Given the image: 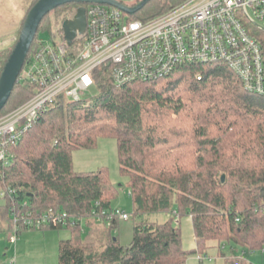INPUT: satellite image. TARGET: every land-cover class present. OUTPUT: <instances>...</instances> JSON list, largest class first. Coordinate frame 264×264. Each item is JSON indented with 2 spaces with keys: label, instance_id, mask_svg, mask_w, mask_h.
I'll return each mask as SVG.
<instances>
[{
  "label": "trees",
  "instance_id": "obj_1",
  "mask_svg": "<svg viewBox=\"0 0 264 264\" xmlns=\"http://www.w3.org/2000/svg\"><path fill=\"white\" fill-rule=\"evenodd\" d=\"M184 1L151 0L131 19L146 22ZM87 5L69 3L47 14L27 61L43 41L40 33L54 28L61 35L62 23ZM256 36L264 62V32ZM14 44L0 51V74ZM77 48L76 43L67 48L69 55ZM90 92L94 98L89 102L56 100L11 147L9 165L0 167V192L11 188L16 193L12 200L0 198L5 203L0 205V232L6 220L11 227L12 207L33 214L52 209L75 216L74 224L21 228L17 235L68 229L69 238L58 244V264H185L189 256L212 248L221 253L223 264H254L234 251L264 252V94L245 91L221 63L188 65L160 80L120 88L103 72ZM32 96L31 85L20 75L0 116ZM102 138L116 143L119 173L127 179L132 200L135 222L127 247L110 236L118 220L94 218L112 210L116 194L106 169L73 168V152L92 150ZM154 213L171 218L162 224L143 219ZM174 213L191 219V251L182 249ZM82 222L89 230L84 239ZM226 245L231 246L228 253L223 252Z\"/></svg>",
  "mask_w": 264,
  "mask_h": 264
},
{
  "label": "built area",
  "instance_id": "obj_2",
  "mask_svg": "<svg viewBox=\"0 0 264 264\" xmlns=\"http://www.w3.org/2000/svg\"><path fill=\"white\" fill-rule=\"evenodd\" d=\"M86 30L68 46L42 41L21 71L33 96L0 116V167L9 165V151L56 100L77 102L88 94L96 79L109 72L115 87L131 82H152L180 67L221 63L240 79L245 91L264 94V62L256 31L264 32V0H185L170 11L146 22L107 5L85 7ZM83 38V40L81 39ZM76 43L77 53L67 48ZM25 62V64H26ZM98 70H102L98 72ZM200 79V77H197ZM15 190L0 192L13 199ZM11 228H41L74 224L75 216L49 209L33 214L12 207ZM174 224L179 217L174 213ZM100 222L126 221L118 209L94 214ZM79 219V218H78ZM16 236L10 238L15 243ZM10 264H15L11 260Z\"/></svg>",
  "mask_w": 264,
  "mask_h": 264
},
{
  "label": "rangeland",
  "instance_id": "obj_3",
  "mask_svg": "<svg viewBox=\"0 0 264 264\" xmlns=\"http://www.w3.org/2000/svg\"><path fill=\"white\" fill-rule=\"evenodd\" d=\"M35 0H0V51L5 49L8 44L16 42L28 10ZM119 1V0H118ZM128 6L137 0H123ZM256 24L263 27L264 23L255 20ZM52 32L40 33L41 39L48 43L50 40L61 42V37ZM13 38V39H11ZM11 39V40H10ZM81 100L89 102L94 98V93L84 94ZM70 101V100H66ZM73 168L76 172H93L98 169H106L109 181L116 189V194L111 200V208L118 209L128 215V220L119 221L115 229L110 231V236L119 240L120 245L127 247L133 237V209L129 190L126 187L127 179L119 173L117 158V147L113 139L102 138L97 141L96 148L92 150H77L73 152ZM5 204L0 200V205ZM169 213H154L145 215L143 219L148 222L162 224L169 220ZM179 224L176 226L180 230L181 246L184 251H191L195 248L192 222L190 217L182 216L178 218ZM1 223L0 232V264H10L15 260V264H58V244L61 240L69 238L70 231L62 229H44V230H24L17 235L15 244L10 242L12 236H16L10 223ZM82 238L89 233L84 222ZM103 226V225H102ZM108 229V226H103ZM106 230V229H104ZM230 245H226L224 253L230 252ZM6 250V251H5ZM234 253L243 256V259L254 264H264V252H245L237 248ZM185 264H223L221 253L217 249L207 250L201 256L191 255L187 258Z\"/></svg>",
  "mask_w": 264,
  "mask_h": 264
},
{
  "label": "water",
  "instance_id": "obj_4",
  "mask_svg": "<svg viewBox=\"0 0 264 264\" xmlns=\"http://www.w3.org/2000/svg\"><path fill=\"white\" fill-rule=\"evenodd\" d=\"M150 1L141 0L136 6H127L118 0H37L28 10L17 40L0 74V112L6 105L14 85L18 81L38 27L47 14L53 12L59 6L77 3L82 5H107L133 16ZM61 30L65 43L70 46L77 35H82L86 30L85 7H79L71 19L65 20L62 23ZM224 179L225 176L222 175L221 182H224Z\"/></svg>",
  "mask_w": 264,
  "mask_h": 264
},
{
  "label": "crops",
  "instance_id": "obj_5",
  "mask_svg": "<svg viewBox=\"0 0 264 264\" xmlns=\"http://www.w3.org/2000/svg\"><path fill=\"white\" fill-rule=\"evenodd\" d=\"M11 39H13V38H11ZM11 39H10V40H11ZM11 44H12V43H11ZM11 44H10V45H11ZM10 45L8 44V46H10ZM8 46H7V47H8Z\"/></svg>",
  "mask_w": 264,
  "mask_h": 264
}]
</instances>
